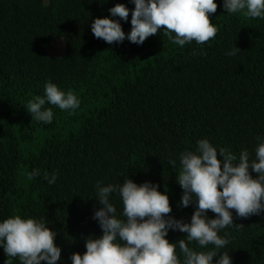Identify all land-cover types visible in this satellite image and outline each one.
<instances>
[{"label":"trees","instance_id":"trees-1","mask_svg":"<svg viewBox=\"0 0 264 264\" xmlns=\"http://www.w3.org/2000/svg\"><path fill=\"white\" fill-rule=\"evenodd\" d=\"M117 3L130 9L120 20L128 33L132 0H0V220L43 218L57 232V264H71L72 253L86 251L88 236L102 235L93 219L97 181L156 183L168 193L170 215L190 222L194 206H179L180 153L207 138L255 158L257 137H264V19L227 13L216 0L209 19L218 32L203 45L181 47L163 28L142 45L108 44L93 35L91 21L110 17ZM59 39L65 52L53 57ZM236 47L235 56L225 55ZM49 81L80 104L61 110L46 103L53 121L44 124L26 106ZM34 170L40 175L30 179ZM45 172L58 175L55 184ZM111 199L122 212L119 196ZM233 216L235 224L220 233L230 241L220 252H229L233 264H264V214ZM184 235L170 230L168 239ZM0 264L19 261L0 246Z\"/></svg>","mask_w":264,"mask_h":264},{"label":"clouds","instance_id":"clouds-1","mask_svg":"<svg viewBox=\"0 0 264 264\" xmlns=\"http://www.w3.org/2000/svg\"><path fill=\"white\" fill-rule=\"evenodd\" d=\"M131 30L122 28L130 9L121 3L109 9L111 16L91 21L93 35L108 44L125 39L142 45L162 28L174 44L181 47L195 41L203 45L215 38L218 28L209 15L217 10L216 0H132ZM227 13L264 19V0H223ZM119 17V19H114ZM174 34V35H173ZM240 49L225 52L235 56ZM46 103L61 110L79 107L78 97L46 82L44 95L29 101L26 110L32 119L44 124L53 121V111ZM255 158L247 150L239 155L224 147L217 148L207 138L199 139L194 150L180 153L177 183L182 189L179 206H194L190 222L170 215L173 211L167 191L151 181L137 183L127 178L122 184L97 181L95 199L100 207L93 213L100 236L85 239L86 251L71 254V264H233L229 252H220L230 241L222 230L233 226L236 217L264 214V137H257ZM219 154V158H218ZM172 168L176 161L170 160ZM255 172L257 175L253 176ZM34 170L30 179L39 176ZM43 179L55 184L58 175L44 173ZM119 196L122 212L112 202ZM211 211L215 217H209ZM185 233L183 239L169 241V231ZM57 232L43 218L13 214L0 220V246L7 257L19 264H57L62 259L61 246L55 243ZM195 244L196 247L190 245ZM208 245L213 248L207 251ZM179 248V254L176 249ZM215 258V259H214Z\"/></svg>","mask_w":264,"mask_h":264},{"label":"rangeland","instance_id":"rangeland-1","mask_svg":"<svg viewBox=\"0 0 264 264\" xmlns=\"http://www.w3.org/2000/svg\"><path fill=\"white\" fill-rule=\"evenodd\" d=\"M65 52V43L64 40L59 39L52 43L50 47V54L53 57H60Z\"/></svg>","mask_w":264,"mask_h":264}]
</instances>
